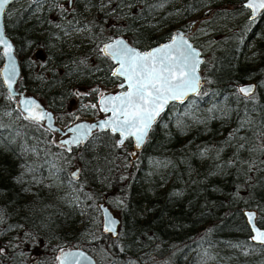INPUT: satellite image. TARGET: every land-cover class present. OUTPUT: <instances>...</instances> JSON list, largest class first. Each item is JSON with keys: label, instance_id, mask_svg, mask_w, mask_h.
<instances>
[{"label": "trees", "instance_id": "16d2710c", "mask_svg": "<svg viewBox=\"0 0 264 264\" xmlns=\"http://www.w3.org/2000/svg\"><path fill=\"white\" fill-rule=\"evenodd\" d=\"M99 1L6 7L18 90L58 123L93 116L98 95L117 82L104 40L124 34L143 49L188 29L187 18L207 7L195 22L209 30V54L187 34L203 55L200 90L170 103L131 155L129 140L118 145L108 130L57 143L0 84V264H55L69 246L95 264H264V245L249 240L240 211L253 208L264 226V9L248 19L243 0ZM246 79L255 83L248 96L235 88ZM99 202L118 209L114 237L88 228Z\"/></svg>", "mask_w": 264, "mask_h": 264}, {"label": "snow or ice", "instance_id": "6c2138e0", "mask_svg": "<svg viewBox=\"0 0 264 264\" xmlns=\"http://www.w3.org/2000/svg\"><path fill=\"white\" fill-rule=\"evenodd\" d=\"M9 3L10 0H0V13L4 12L5 6ZM244 6L251 9L255 15L259 10L264 9V0H247ZM0 45L4 49L3 56L9 59V71L14 74L13 47L5 38L2 29H0ZM101 52L119 64L112 75L122 77L120 87L126 89L116 95L105 96L101 93L99 101L100 110L111 113L100 123V127L110 128L114 133L118 132L121 136L118 145H122L125 139L134 137L139 147L152 124L170 101L183 102L190 92H197L200 87L197 69L202 61L198 59L199 53L182 34H173L170 43L144 52L129 47L122 40L104 45ZM5 82L11 90L12 77L6 76ZM252 91L253 86L239 88V92L245 96L250 95ZM20 103L26 105L25 119L36 123L50 119L46 113L39 111V105L35 101L21 100ZM70 131H76L80 135L73 137L72 140L62 141L63 144L82 143L91 128L79 125ZM247 216L249 223H253L254 214L247 213ZM105 230L113 231L111 227H106ZM253 232L252 239L264 244V230L253 226ZM61 253L62 255L57 257L59 264H80L81 259H87L83 253H65L63 249Z\"/></svg>", "mask_w": 264, "mask_h": 264}, {"label": "water", "instance_id": "95a60500", "mask_svg": "<svg viewBox=\"0 0 264 264\" xmlns=\"http://www.w3.org/2000/svg\"><path fill=\"white\" fill-rule=\"evenodd\" d=\"M13 1H15V0H10V3L13 2ZM246 3H247V0H243V2H242L243 6ZM9 4H7V5H9ZM7 5L5 6V9H6ZM246 9L248 11V19H254V18H256L257 15L263 10V9H261L255 15H253V12H252L251 9H249V8H246ZM3 14H4V12L3 13H0V29L3 30V33H4L5 38L7 39V41L13 47V43H12L10 37L5 33V30H4V26H3ZM196 19H197V17H194V18H192V19L189 20V28L188 29H186V30L175 29V30H173L169 34V36L166 39L161 40V41H158V42H156L154 44H151V45H149V46H147V47H145L143 49L138 48V47L132 45L128 41V39H127L126 36L121 35V34H118V35L109 37L108 39L104 40L100 44V51L104 47V45L114 43L117 40H122L129 47L134 48V49H136L138 51L144 52V51H148V50H150L152 48L159 47V46H162L164 44L170 43L171 37L173 36V34H178V35L182 34L187 39L188 43L191 44L192 47L199 53L198 59L202 61L203 60V55L201 54V52L198 49V47H196L191 42V40L189 39V37L187 36V34L189 33V31L192 28V26H193V24H194V22H195ZM3 50H4L3 49V46L0 45V84L5 89L7 95L12 96V97H15L16 107L19 110V112L21 113V115H22L23 118H25V116L27 115V113L24 111V107H26V105H21L20 101L21 100H33V101L36 102V104L39 105V111H42V112L46 113L48 116H50V119L42 120L39 123L42 124V126H44L45 128H47L51 133H54L56 135L57 138L55 140H56L57 143L63 144L62 141L72 140L73 137L80 135V133H78L76 131H70V129H76L77 126L83 125L86 128H91V131H90V133L87 136H89L94 131H104V130H108L109 132H111V133H113V134L116 135L115 142H116V144H118V141L121 139V136H120V134L118 132L114 133L110 128H101L100 127V123L102 121L106 120L111 115L110 112L109 113H106V112H103V111L100 110L99 101L101 99V93L99 94L98 99H97V108L99 109V111L101 113H104V115L96 116V117H93L91 119L90 118L89 119L88 118H78V119L72 121L71 123L65 125L63 128H61V127H59L55 123L54 115H53V112L51 111V109L47 108L41 99L37 98L33 94H30V93H27V92L18 90L16 88V81H17L18 76H19V65H18L17 58H16V56L14 54V47H13V51H12V61H14V74L9 71L10 62H9V59L7 57H4L3 56ZM101 53L104 54L103 52H101ZM108 57L113 62V65H112L111 70H110V74L112 75L113 71L117 67H119V64L115 60H113L110 56H108ZM197 75H198V77L200 79V87H201L202 80H201V74H200V64H199L198 69H197ZM6 76H11L12 77V81L13 82H12V88H11V90L8 88V85L5 82V77ZM122 81H123V78L122 77H119V81L117 82V86L118 87H120V84L122 83ZM247 86H253V90H254V87H255L254 81L253 80H250V79H246V80L240 81V82H238L236 84L235 88H236V91L239 94L244 95V94H242V93L239 92V88L240 87H247ZM200 87H199L198 91L200 90ZM124 90H126V89H122L121 88V89H119L117 91H114V92L113 91H105V92H102V93L105 96H107V95H116V94H119L120 92H122ZM198 91L197 92H194V93L193 92H190L184 98V100L187 97H189V96L195 95L196 93H198ZM173 102H181V101H170L169 104L170 103H173ZM93 125H95L96 127H92ZM84 140H83V142H84ZM125 140H129V142H130L131 148L129 149V153L131 155H133L136 151H138L140 149V147L142 146V144H143L142 143L139 147H137L136 140H135L134 137H129V138L125 139ZM63 145L65 147H68L69 145H76V144H71L70 143V144H63ZM76 170H77V168L74 169V171H76ZM97 207H98L99 216H100V225H99L100 230L102 232H107L110 237H114L116 235L117 225L119 223L118 216L115 215L113 213V211L105 203H103V202H99L98 205H97ZM240 211H241V215L243 217V221H244V223H245V225L247 227V230H248V238H249V240L251 242H253V243L261 244V243H259V242H257V241H255V240L252 239V236L254 235L253 226H255L256 228H258L260 230H264V226L258 225L257 222H256V211L253 208H247V207L241 208ZM247 213L254 214V220H253V223H251V224L249 223ZM110 222H114V223H110ZM106 227H111L113 229V231H106L105 230ZM261 245H264V244H261ZM62 249H63V251L65 253H69V252H71V253H83L84 256L87 259L86 260L85 259H81L80 264H95V258H94V256L91 253L87 252L85 249L81 248V247H78V246H69V247H65V248H62ZM61 255H62L61 250H59L57 252V254L55 255V264H59V261L57 260V257L58 256H61Z\"/></svg>", "mask_w": 264, "mask_h": 264}, {"label": "rangeland", "instance_id": "374dc122", "mask_svg": "<svg viewBox=\"0 0 264 264\" xmlns=\"http://www.w3.org/2000/svg\"><path fill=\"white\" fill-rule=\"evenodd\" d=\"M21 0H16L15 2H17V3H19ZM102 1V0H101ZM101 1H99V2H101ZM50 8L53 10V13L54 14H56L60 9H57V7L55 6V4L53 3V4H51V6H50ZM205 9H207V7H205V8H202L201 10H199V11H197V12H195V13H193L192 15H191V17H188L187 18V20H190V19H192V18H194V17H198V15H199V13L200 12H203ZM84 13L86 14V15H88V16H91L92 14H93V10H91L90 8H88V7H85L84 8ZM172 26H174V24L172 25H169V27H172ZM80 27V26H79ZM76 28L75 29V31L74 32H77V34H78V38H80V39H82L83 41L85 40V35H84V32L86 31V28H84V27H81V28ZM165 29V26L164 25H162L161 27H160V31L162 30V29ZM172 29V28H171ZM191 30H192V33H193V35H192V38L199 44V46L200 47H202V50L201 51H203V55L204 56H207L209 53H208V51H209V49H210V47H211V42L209 41V39H207V35H208V33H209V30L207 29V27L203 24V23H195L194 25H193V27L191 28ZM72 31H73V29H72ZM73 32V33H74ZM124 35V34H123ZM71 37H75L76 38V36H74V35H72V36H70L69 37V40L71 39ZM67 40V39H66ZM87 43H89L90 44V40L88 41V42H85V44L87 45ZM201 49V48H200ZM35 57H38V55H35ZM87 105V104H86ZM46 106V105H45ZM47 107V106H46ZM48 108V107H47ZM83 108L85 109V108H88V107H86V106H83ZM96 109V108H95ZM96 114V111L93 113V115H95ZM98 114H96L95 116H97ZM91 116V115H90ZM56 122V121H55ZM61 128H63L65 125H67L68 123H66V124H62V123H58V122H56ZM52 138H53V140L54 141H56L55 139L57 138L56 137V135L54 134V133H52ZM61 144V143H60ZM62 145V144H61ZM111 210L113 211V213L115 214V215H117V216H119V212H118V209L117 208H111ZM88 221H89V223H90V225L88 226V228L89 229H95V228H99V225H100V216H99V212L97 211V214H93L89 219H88ZM92 233L93 232H89L88 233V236H90L91 237V235H92Z\"/></svg>", "mask_w": 264, "mask_h": 264}, {"label": "flooded vegetation", "instance_id": "af4514ba", "mask_svg": "<svg viewBox=\"0 0 264 264\" xmlns=\"http://www.w3.org/2000/svg\"><path fill=\"white\" fill-rule=\"evenodd\" d=\"M16 1V0H15ZM14 2V1H13ZM243 2V1H242ZM12 3V2H11ZM69 3H70V0H68V5H69ZM243 5V4H242ZM8 6V5H7ZM247 18H248V11H247ZM196 23V22H195ZM112 61V60H111ZM112 65H113V62H112ZM114 77V76H113ZM115 79H116V81L118 82L119 81V78H117V77H115ZM117 82H116V85H113V86H111V87H109L108 89H106L105 91H117V90H119V89H121V87H118L117 86ZM105 91H103V92H105ZM102 93V92H101ZM99 96V95H98ZM98 99V98H97ZM96 114H98L97 116H101V115H104V113H101L100 111H99V109L97 108V101H96ZM95 114V115H96ZM95 115H91V116H83V117H80V118H93V117H96ZM76 119H78V118H76ZM76 119H73L72 121H74V120H76ZM72 121H70V123L72 122ZM92 134V133H91ZM125 141V140H124ZM63 145V144H62ZM70 146V145H69Z\"/></svg>", "mask_w": 264, "mask_h": 264}]
</instances>
